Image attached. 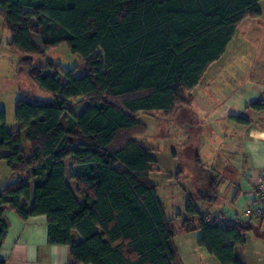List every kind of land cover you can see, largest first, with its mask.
I'll use <instances>...</instances> for the list:
<instances>
[{"label":"trees","instance_id":"obj_1","mask_svg":"<svg viewBox=\"0 0 264 264\" xmlns=\"http://www.w3.org/2000/svg\"><path fill=\"white\" fill-rule=\"evenodd\" d=\"M259 1L0 0L19 72L28 67L29 77L52 95L49 101L18 97L12 121L0 109V150L6 151L0 160L19 175L0 185V247L9 209L21 219L46 215L48 241L69 246L74 264H180L175 220L164 215L150 179L156 159L133 132L140 114H169L189 104L240 23L261 15ZM60 44L83 63L78 75L76 66L62 71L64 82L52 62L32 64L33 56ZM248 107L264 111V101ZM66 158L81 200L65 181ZM194 186L202 202H214L215 177L195 174ZM253 217L264 222V212ZM179 227L200 230L198 246L219 264H246L241 253L251 223L224 214L207 219L188 196Z\"/></svg>","mask_w":264,"mask_h":264},{"label":"rangeland","instance_id":"obj_2","mask_svg":"<svg viewBox=\"0 0 264 264\" xmlns=\"http://www.w3.org/2000/svg\"><path fill=\"white\" fill-rule=\"evenodd\" d=\"M260 5L262 10H264V1ZM247 19L251 20V22L256 21L253 25L259 31L258 33L256 30L254 31L257 39L254 40L249 31L246 36L245 33H241L242 35L239 37L243 39L239 38V40H233L231 43H228L227 52L222 58L225 61L219 65L215 73L209 76L206 75L208 79L207 89H211L210 95L206 92L207 89L203 90L195 86L191 91V96L194 91L193 107L191 109L185 106H177L169 114L154 112L149 114L142 113L138 116L140 126L134 130L133 137L140 144L149 148L156 159L155 165L152 166L150 179L157 186V196L166 218L176 219L177 213L184 215L188 196L195 197L196 205L204 210L216 209L217 207L223 208L224 205L225 207H232L230 201L231 193L233 192L232 183H234V179L240 174L241 159L240 157L229 155L227 151L220 150L217 146L222 144L219 141V130L227 132L230 136H237V138L240 137V134L233 131V123L231 121V124L222 120H217L210 124H207V121L200 123L199 120L203 116L200 115L201 112H198L197 109L204 107L205 110L209 109L212 112V109H214L212 104L214 103L216 104L214 111L219 118L222 117L221 113L228 111L229 113L245 117L248 116L245 113V109H248L249 112L252 110L250 107H246L242 111H240V108L232 107L239 106L240 104L243 105L245 102L249 105L257 98L264 100V15H260L258 18ZM245 46H248L247 49L251 46H255V48L249 49L246 52L244 51ZM239 47H242L243 51H238ZM17 58L19 59V55L15 57V59ZM48 61L54 64L52 71L56 70L61 74V82L66 80L62 71H67L76 66L78 70L76 74L78 75L83 69L81 57L71 53L66 44H60L57 47L48 49L43 55L32 57L33 65H43ZM228 61L232 62V64L227 63ZM235 62H241L242 67H246V63L251 62L252 66L248 67L247 71H252L253 75L246 77L240 83H235L233 81L235 78L232 76L237 75L232 73L234 68L231 67L234 66ZM18 67L17 65L16 70L20 74H17L13 70L10 80L7 82L4 104L6 106L5 112L8 121L14 119V105L18 97L27 96L43 101L52 99L50 93L44 91L35 80L29 77L27 72L28 67L23 66L22 72H19ZM242 67L238 68L240 72H244V68ZM214 77L216 79L212 80ZM218 81H221V83L218 84ZM73 103L71 107H75V102ZM84 108L85 104H82L76 107L74 112L80 113ZM206 117L208 116L206 115ZM202 124V129H200ZM206 126L207 132L205 133L203 127L206 128ZM204 133L205 139L203 144L200 142V139ZM23 144V154L28 156L30 146L25 140ZM219 153L226 156L225 161H228H226V164H230L234 169H237V172H229L228 177L221 178L222 181L218 188L219 197L215 204L208 207L203 203L201 204L200 199L196 195L194 176L195 174L206 173L217 177L219 172H223L221 165L218 163L220 159ZM18 178L19 175H11L8 179H4V174L0 171L1 186L14 182ZM218 178H220V175ZM178 228L179 221L176 222V229ZM253 235L255 234L250 235L251 238L248 240L246 249L241 253L242 258L246 257L249 264H264L262 263L264 262V237H255ZM191 239V233L178 231L175 237V244L179 248L180 257H184V251H186L187 247L184 244H190L189 241Z\"/></svg>","mask_w":264,"mask_h":264},{"label":"crops","instance_id":"obj_3","mask_svg":"<svg viewBox=\"0 0 264 264\" xmlns=\"http://www.w3.org/2000/svg\"><path fill=\"white\" fill-rule=\"evenodd\" d=\"M262 1L264 0H260L258 2V6L261 10V16L264 15V10H262L260 5ZM247 20L248 19L243 20L240 23L231 41L237 39L239 40V38L243 39L242 37H239L240 35H242L241 33H245L246 36L249 31L251 32L253 39H257V35L254 34V31L256 30L257 33L259 31L257 30L256 26L253 25L256 23V21H252L254 22L252 23L251 20ZM31 38L35 46L38 49H41L40 37L38 35H32ZM10 40L11 34L7 29L6 25L4 24L3 19L0 15V109L4 111H6V106L4 103L7 92V82L8 80H10L13 70H15L17 74H20L16 70L18 58L15 59V57H17L18 54L12 48L9 47ZM231 41L229 43H231ZM244 48V51L247 52L249 49L255 48V46H251L249 49H247L248 46H245ZM235 49L237 48L235 47ZM238 51H243L242 47H239ZM226 52L227 48L224 54L218 60L208 66L203 76L201 77L199 83L196 85L197 88H201L203 90H206L208 88V79L206 75L209 76L210 74L215 73L219 65L225 61L222 58L223 56H225ZM227 63H229L230 65L232 64V62L230 61H228ZM246 64V67H242L241 62H235L234 66H231L232 68H234L232 73L237 75L232 76L233 78H235L233 80L235 83H240V81H244L246 77H250L253 75L252 71H247V68L251 67L252 63L249 62ZM241 67L244 68V72H240V70L238 69ZM214 79H216V77L212 78V80ZM220 83L221 81H218V84ZM210 91L211 89L206 90L208 95H210ZM193 92L188 106H185L188 109H191L193 107ZM256 100H259V98H257ZM212 105L214 106L212 112L209 111V109L205 110L204 107H199L197 109L198 112H201L200 115L203 116L199 120V122L202 123L203 121H207V124H210L214 121L222 120L223 122L226 121V123H230V121L233 123L232 129L234 132H238L240 134V137L237 138V136H230L227 132L219 130V141L222 144L217 147H219L220 150L227 151L229 155H233L234 157L238 158L240 157L241 167L239 168L240 174L237 178L234 179V183H232L233 192H230V201L232 207H225L224 205L223 208L217 207L216 209L204 210L203 208H201V214H205V217L207 219H211L212 217L218 216L219 214H224L227 219L239 218L244 222L251 223L252 229L248 231L245 235V251L246 246L248 244V240H250L251 238V234H255L253 235L255 237H264V222H260L256 217L249 219V217L253 214L246 216V214L251 213L253 210L256 209V187L258 184L264 182V111L251 110L248 112V109H245V113L248 114V116L245 117L242 115L229 113L228 111L221 113L222 117L219 118V116L217 117V113L214 111L216 108V104L213 103ZM246 107H248L247 102H245L243 105L240 104L239 106H235L232 108H240V111H242ZM206 115L209 118H205ZM234 116L243 117L248 121V124H242L237 122L236 120H234ZM202 126L203 124L201 125L200 129H202ZM203 131H205V133L207 132V126L206 128L203 127ZM205 133L200 139V142L203 144L205 139ZM22 146H24V144H22ZM5 153V150H0V156L4 155ZM219 156L220 159L218 163L221 165V169L223 172L218 173L220 175V178H218L219 175L215 177L217 181L216 199L210 204L204 203L200 200L201 204L203 203L208 207L212 204H215L219 197L218 188L220 182L222 181L221 178L224 179L225 177H228L229 172H237V169H234L230 164H226L228 162L227 160V162L225 161L226 156H223L222 153H219ZM63 163L65 168V181L68 186L72 189L77 199L81 200V196L78 194L77 186L71 176L72 167L70 165L69 159H64ZM0 171L4 174V179H8L12 175L10 167L8 166L7 162L3 159L0 160ZM206 175L213 176L210 174ZM24 180L31 187L33 186L32 180L28 178H25ZM182 216L183 215L180 214L179 217L176 216V219L172 218L175 220V224L177 221H179L180 225ZM3 218L7 226V232L2 240V244L0 247V260L3 261L4 264H74L69 246L50 243L48 241L46 215H36L28 217L27 219H21L16 215V213L7 209L4 211ZM180 230V227L176 229L175 237L177 236L178 231ZM181 231L185 232L183 230ZM185 233H191L192 239L189 241L190 244H184L187 246L186 251H184V257L179 256V248L175 244L174 237V245L177 251L178 260L180 264H219L218 261L213 256H211L204 248L198 246L197 240L201 236L200 230ZM73 238L76 241L79 240V236L77 235V233L73 234ZM243 260L246 264H249L246 257L243 258Z\"/></svg>","mask_w":264,"mask_h":264},{"label":"built area","instance_id":"obj_4","mask_svg":"<svg viewBox=\"0 0 264 264\" xmlns=\"http://www.w3.org/2000/svg\"><path fill=\"white\" fill-rule=\"evenodd\" d=\"M256 194H257L256 209L253 210L251 213L246 214V216L247 215H252V214L253 215L254 214H260V213L264 212V182L258 184V186L256 188ZM235 219H237V218H235ZM235 219H232V220H235ZM218 223H223V221L222 220H218Z\"/></svg>","mask_w":264,"mask_h":264}]
</instances>
